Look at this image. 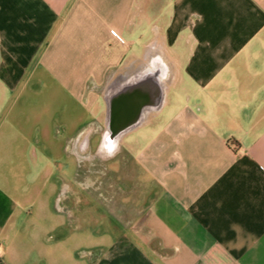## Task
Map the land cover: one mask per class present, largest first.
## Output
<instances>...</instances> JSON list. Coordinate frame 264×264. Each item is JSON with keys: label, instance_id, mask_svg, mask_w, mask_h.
<instances>
[{"label": "crops", "instance_id": "crops-1", "mask_svg": "<svg viewBox=\"0 0 264 264\" xmlns=\"http://www.w3.org/2000/svg\"><path fill=\"white\" fill-rule=\"evenodd\" d=\"M152 62L165 103L103 191L105 93ZM63 147L101 211L47 202ZM0 264H264V0H0Z\"/></svg>", "mask_w": 264, "mask_h": 264}, {"label": "water", "instance_id": "water-1", "mask_svg": "<svg viewBox=\"0 0 264 264\" xmlns=\"http://www.w3.org/2000/svg\"><path fill=\"white\" fill-rule=\"evenodd\" d=\"M167 78L168 69L160 63L152 62L150 66L107 89L104 96L105 127L99 145L103 155H115L126 135L141 127L148 115L162 109ZM113 145L114 149L109 151Z\"/></svg>", "mask_w": 264, "mask_h": 264}, {"label": "rangeland", "instance_id": "rangeland-1", "mask_svg": "<svg viewBox=\"0 0 264 264\" xmlns=\"http://www.w3.org/2000/svg\"><path fill=\"white\" fill-rule=\"evenodd\" d=\"M96 117L97 116L93 112L88 115V121L90 122ZM104 127H105V124L103 126V130H104ZM86 133H84L82 138L86 137ZM128 136L129 135H126L123 138L121 142V146H120L121 148H119L118 152L111 157H107L99 151L101 137L97 135L96 133V138L94 139L93 142H91L90 147L86 151L89 159H92V161L89 162L88 164L89 171H91L92 173L96 171H102V170L104 172L107 171L108 175L106 178L108 179H111V178L118 179V175L120 174L119 172L125 175H127L131 171L136 172V168H134V166L129 162L128 154L126 152L127 143L129 139ZM57 161L58 163L51 165L54 168V177L51 180H48V181L44 180L40 182V186L47 185L46 187L48 189L53 190L51 194L49 193L48 195H46V200L50 205L56 204L57 202L64 204L65 202H67L68 199H70V195H69L70 193L71 194L81 193L83 197L87 199V202L92 203L93 205H96L99 211L105 208L103 207V204L101 202L102 200H101L99 192L89 187L81 188L78 182L74 180L75 175L79 171V167L76 163V157L74 154L71 153V156H69L68 152L66 151V148L63 147L61 157ZM121 162H122L121 169H119ZM84 170L85 169L80 170L81 173L80 175H78L79 180L80 179L84 180L85 178ZM108 183L111 184L110 182ZM107 185L102 189L103 191H106L109 189ZM125 185L127 186L129 184L126 183ZM141 190H142L141 188L133 189L132 198L134 196L136 197L138 191L140 192ZM133 203H135L134 198L129 206H125L126 210L124 212H121V211L117 212V210L115 209L113 210L114 207H112V205H110L108 208L110 209L109 211H112L111 213L114 215V217L118 218L120 224H126L128 220L130 219V217L133 215V209L135 207V204ZM104 212L106 215L108 214V212L105 209H104ZM85 215H86L85 217H87V219L89 220L93 217L92 215H94V212L92 211L90 212L88 210L86 211ZM113 230H115V232L118 231L120 236L124 235V229L122 228H117V229L113 228Z\"/></svg>", "mask_w": 264, "mask_h": 264}, {"label": "flooded vegetation", "instance_id": "flooded-vegetation-1", "mask_svg": "<svg viewBox=\"0 0 264 264\" xmlns=\"http://www.w3.org/2000/svg\"><path fill=\"white\" fill-rule=\"evenodd\" d=\"M93 133H86V137L83 139V143L85 142V141H87V140H89L90 139V136L92 135ZM96 178H97V182H98V185H100L101 186V188H103V187H105L107 184H108V181H109V179L108 178H106L107 177V175H108V173H107V171H96ZM108 180V181H107ZM109 187H110V184H109Z\"/></svg>", "mask_w": 264, "mask_h": 264}, {"label": "clouds", "instance_id": "clouds-1", "mask_svg": "<svg viewBox=\"0 0 264 264\" xmlns=\"http://www.w3.org/2000/svg\"><path fill=\"white\" fill-rule=\"evenodd\" d=\"M114 147H115V146L113 145L112 148L109 149V151H112V150L114 149Z\"/></svg>", "mask_w": 264, "mask_h": 264}]
</instances>
